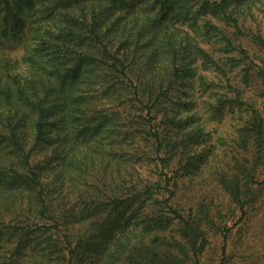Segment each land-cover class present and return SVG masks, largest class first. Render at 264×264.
<instances>
[{
  "label": "trees",
  "instance_id": "1",
  "mask_svg": "<svg viewBox=\"0 0 264 264\" xmlns=\"http://www.w3.org/2000/svg\"><path fill=\"white\" fill-rule=\"evenodd\" d=\"M263 205L264 0H0V264H225Z\"/></svg>",
  "mask_w": 264,
  "mask_h": 264
},
{
  "label": "rangeland",
  "instance_id": "2",
  "mask_svg": "<svg viewBox=\"0 0 264 264\" xmlns=\"http://www.w3.org/2000/svg\"><path fill=\"white\" fill-rule=\"evenodd\" d=\"M245 45L249 48L254 56L259 55L258 47L249 39L244 40ZM260 86L258 81L254 82L252 86V91L259 92ZM155 178L157 176H154ZM196 191V192H195ZM169 194H164V196H168ZM199 197H206L209 201L214 200V205L218 207L220 211L226 213L227 220L229 225L235 224L239 217L240 211L235 210V212H231L230 209H235V206L229 202L227 195L223 192V190L212 184L204 187L203 190L190 191V189H184L178 192L177 196H175L172 200L173 205H178L184 211H188L189 205H192L194 200ZM213 206V205H212ZM214 207V206H213ZM232 207V208H231ZM252 221H246L237 223L238 225L233 228V233L229 240V248L228 254L226 258L225 264H240V262L244 261L241 259V254L236 253L235 243L238 241L240 236H242L243 232L251 231L253 234L257 229H264V205L261 207L256 216H253ZM241 228V229H240ZM175 229V228H174ZM248 230V231H247ZM210 247L208 249L207 254L203 257V264H221L220 260V252L222 248V238L220 235L211 236L210 239ZM256 249L255 244L252 242L247 246V251H254ZM230 256L231 258H229Z\"/></svg>",
  "mask_w": 264,
  "mask_h": 264
}]
</instances>
